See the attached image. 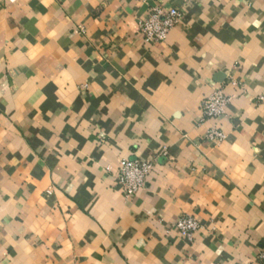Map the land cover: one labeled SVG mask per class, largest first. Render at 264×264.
Returning <instances> with one entry per match:
<instances>
[{
    "label": "crops",
    "instance_id": "0c3cea01",
    "mask_svg": "<svg viewBox=\"0 0 264 264\" xmlns=\"http://www.w3.org/2000/svg\"><path fill=\"white\" fill-rule=\"evenodd\" d=\"M155 7L181 18L150 44L138 22ZM215 88L217 145L200 121ZM135 159L153 170L127 199L117 167ZM263 249L264 0H0V264H259Z\"/></svg>",
    "mask_w": 264,
    "mask_h": 264
},
{
    "label": "built area",
    "instance_id": "2783aa9c",
    "mask_svg": "<svg viewBox=\"0 0 264 264\" xmlns=\"http://www.w3.org/2000/svg\"><path fill=\"white\" fill-rule=\"evenodd\" d=\"M181 14L176 9L164 10L159 7L151 9L145 20L138 22V32L146 43L154 44L164 42L171 29L180 23ZM230 98L225 96L221 88H215L201 104L200 121H210L212 125L207 132L209 143L217 145L225 140V135L217 125L225 117L226 107ZM163 156L165 153L162 154ZM153 170V164L140 160H121L117 167V180L122 188L123 196L130 198L145 188L148 176ZM174 228L180 236L191 241L201 226L196 218L191 216L180 217ZM255 261L264 264V249L255 257Z\"/></svg>",
    "mask_w": 264,
    "mask_h": 264
}]
</instances>
